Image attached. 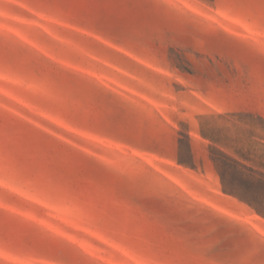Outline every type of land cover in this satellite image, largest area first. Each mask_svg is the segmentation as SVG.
Here are the masks:
<instances>
[{"label":"rangeland","instance_id":"1","mask_svg":"<svg viewBox=\"0 0 264 264\" xmlns=\"http://www.w3.org/2000/svg\"><path fill=\"white\" fill-rule=\"evenodd\" d=\"M0 264H264V0H0Z\"/></svg>","mask_w":264,"mask_h":264}]
</instances>
